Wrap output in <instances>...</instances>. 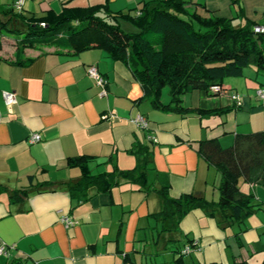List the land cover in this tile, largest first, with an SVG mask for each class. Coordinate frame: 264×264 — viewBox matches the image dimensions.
Instances as JSON below:
<instances>
[{"label":"crops","instance_id":"crops-1","mask_svg":"<svg viewBox=\"0 0 264 264\" xmlns=\"http://www.w3.org/2000/svg\"><path fill=\"white\" fill-rule=\"evenodd\" d=\"M16 0H0V9ZM105 0H24L23 15L60 13L64 6L89 7ZM192 9L213 15H244L264 26V0H187ZM138 0H110L112 11L124 12ZM7 17L2 16V19ZM0 31V245L8 256L0 264H170L189 240L195 247L183 254V264H210L264 259V185L239 181L252 192L258 206L241 225L221 228L201 210L188 213L179 230L163 231L151 216L160 208L156 192L123 181L108 192L75 200L68 184L81 176L69 157L86 155L92 173L114 166L132 169L139 147L150 151L148 183L168 182L169 193L179 197L197 193L217 199L220 174L198 155L199 140L216 137L222 146L238 133L264 129V98L253 89L264 79L253 71L228 77L222 87L241 98L206 97L193 90L183 95L188 108L226 106L227 110L201 116L153 106L129 68L100 47L75 55L26 48L17 50L19 37ZM95 67L106 80L98 85L88 74ZM247 73V74H246ZM14 92L7 105L3 92ZM163 93V92H162ZM228 94V93H227ZM169 94L166 100L169 101ZM141 117V118H140ZM41 140L30 142L31 134ZM44 183L52 185L41 187ZM31 189L20 202L16 189ZM40 188V189H38ZM64 217L74 220L67 227Z\"/></svg>","mask_w":264,"mask_h":264},{"label":"trees","instance_id":"trees-1","mask_svg":"<svg viewBox=\"0 0 264 264\" xmlns=\"http://www.w3.org/2000/svg\"><path fill=\"white\" fill-rule=\"evenodd\" d=\"M188 4L187 0H138L123 13L112 11L110 0H105L89 7L64 6L58 14L48 11L29 17L21 10L0 9V31L7 30L19 37L16 40L18 51L31 48L75 55L92 47L103 48L110 57L129 68L140 83L144 98L153 106L185 115L222 113L227 110L226 106L207 107L204 103L198 108L185 107L183 95L197 90L206 97L226 96L214 92L212 87L224 89L222 84L226 78L243 76L248 66L255 68L261 83L264 32H256V21L242 14L215 16L208 9L199 12ZM2 16L7 18L4 20ZM122 21L131 23L137 30H124ZM165 87L169 88L170 98L162 103ZM196 151L220 174L217 199L194 192L173 197L168 182L148 183L152 159L148 148L142 145L137 151L136 166L127 170L114 166L108 172L92 173L91 157L83 154L69 157L67 164L78 167L81 176L68 184V191L73 199L84 201L91 196V188H95L94 193L108 192L123 181L133 182L147 192L157 193L160 208L151 216L162 223L163 231L179 230L182 219L194 210L215 218L223 229L241 225L255 212L258 203L252 192L241 190L239 181L264 185V129L238 133L234 142L226 147L216 137L202 139ZM0 189L5 190V187L0 186ZM30 190H13L11 199L20 202ZM188 245L195 247L193 240H189ZM174 252L177 256L170 264H183L182 251L175 249ZM230 264L248 263L242 260ZM260 264H264V259Z\"/></svg>","mask_w":264,"mask_h":264},{"label":"built area","instance_id":"built-area-1","mask_svg":"<svg viewBox=\"0 0 264 264\" xmlns=\"http://www.w3.org/2000/svg\"><path fill=\"white\" fill-rule=\"evenodd\" d=\"M23 4H24V0H16L13 4V9H15L16 11H20L23 7ZM255 31L256 32H264V26L262 25H256L255 26ZM88 74L95 79L96 83L98 85H100L101 87H105L106 85V80L105 78L103 77V75L101 73H99V71L95 68V67H89L88 68ZM212 90L214 92H221L223 95L224 94H227L228 97H230V99L236 103L237 105H240L241 104V98L238 94L234 93V92H227L225 89H221L219 86H213L212 87ZM3 96H4V99L7 103V105H11L13 103L16 102V95L14 92H3ZM257 96L260 97V98H264V88L262 87H259L257 89ZM141 118V117H140ZM41 140V136L40 134H37V133H34V134H31L29 136V141L30 142H36V141H40ZM64 222H65V225L67 227L69 226H72L74 224V220H72L71 218L69 217H64ZM191 246L190 245H186L184 247V249L182 250V253H187L191 250ZM8 251H7V246L6 245H0V256H8Z\"/></svg>","mask_w":264,"mask_h":264},{"label":"rangeland","instance_id":"rangeland-1","mask_svg":"<svg viewBox=\"0 0 264 264\" xmlns=\"http://www.w3.org/2000/svg\"><path fill=\"white\" fill-rule=\"evenodd\" d=\"M129 11V9H126L123 13H126V12H128ZM122 28L124 29V30H126V31H136L137 29H136V27L135 26H133L131 23H129V22H125V21H122ZM3 33H5V34H8V35H13V34H10L9 32H7V31H4ZM245 71H253L252 73H254V71H255V68H253V67H246L245 69H244ZM247 74V73H246ZM258 89V88H257ZM257 89H253V93H255L256 95H257ZM167 94H169V88L168 87H165L164 89H163V93H162V99L163 100H166L165 98H166V95ZM260 98V97H259Z\"/></svg>","mask_w":264,"mask_h":264}]
</instances>
